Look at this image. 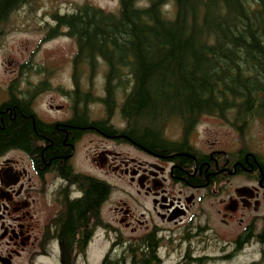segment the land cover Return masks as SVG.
Masks as SVG:
<instances>
[{"label": "trees", "instance_id": "obj_1", "mask_svg": "<svg viewBox=\"0 0 264 264\" xmlns=\"http://www.w3.org/2000/svg\"><path fill=\"white\" fill-rule=\"evenodd\" d=\"M29 1L0 0V24ZM139 1L119 0L117 14L88 4L55 14V27L47 39L63 28L76 43L75 65H91L92 70L100 64L106 67L104 97L91 100L77 92L75 104L82 107L77 112L98 101L106 114L118 111L126 129L114 132L93 121L92 128L106 134L113 131L112 135L121 136L117 140L155 153L178 149L176 169L190 175L192 152L164 138L167 124L193 128L201 118L215 116L244 128L255 119L264 121V0H147L138 5ZM168 3L173 6L169 18L162 9ZM28 104L11 98L0 105V154L10 147L25 150L35 162L43 159L61 173L58 162L66 163L73 140L88 126L87 120L81 114L60 126L46 125ZM247 162L264 170V159L258 156ZM197 171L190 178L193 183L198 182ZM63 172L71 178L69 167L64 166ZM76 178L73 184L81 198L64 214L59 238L68 246L78 244L81 255L95 229L103 227L100 209L111 189L94 178ZM152 241L148 238L151 246ZM136 256V250L128 259L122 254L109 260L107 254L101 264L150 261ZM252 264H264V252Z\"/></svg>", "mask_w": 264, "mask_h": 264}, {"label": "flooded vegetation", "instance_id": "obj_2", "mask_svg": "<svg viewBox=\"0 0 264 264\" xmlns=\"http://www.w3.org/2000/svg\"><path fill=\"white\" fill-rule=\"evenodd\" d=\"M25 66L21 65L18 72L15 67L13 71L20 77ZM72 71V90L64 93L71 100V110L65 105L57 106L59 110L48 105L52 112L49 115L56 117L39 118L36 114L43 123L52 126L68 123L81 114L87 120L88 126L73 140L66 163L58 162L61 173L43 159L40 163L44 165L39 166V161L35 162L33 155L25 150L10 147L0 154V264H15L24 255L29 264H36L34 259L41 256L51 257L58 264H76L80 258L79 245H66L60 240L59 231L68 207L81 198V191L73 184L77 175L93 177L77 171L73 164L78 142L89 138L91 144L92 136L131 147L142 155L134 157L100 149L92 159V148L84 155L91 167L94 162L102 172L125 178L129 187H135L134 202L138 212L134 214L127 201H119L112 209L116 225L106 222L107 228L117 231L111 252L121 245L127 259L136 250L137 260L142 256L150 260L148 264H163L174 253L178 256L172 264H212L230 263L248 250L256 252L258 259L240 264L256 263L264 252V170H256L247 159L255 156L264 159V150L259 152L242 145L227 149L225 131H213L207 123L218 122L238 136H242L244 126L233 121L226 123L217 116L203 117L193 128L169 123L177 132L164 138L170 143L185 145L192 152L193 172L186 175L176 169L179 164L175 159L181 156L175 152L178 149L160 154L130 141L117 140L121 136L112 134L125 130L126 123L123 127L113 124L111 119L115 112L111 115L104 112V118L99 120L92 119V113L87 111L78 114L76 93L88 95L91 100L92 95L78 88L74 63ZM44 87L47 88L45 84ZM11 98L26 100L31 108L26 94L17 91L15 81L0 89V105ZM92 121L114 132L106 134L100 128H92ZM203 126L206 129L199 132L198 128ZM165 132L166 129L163 135ZM64 166L69 167L71 178L62 174ZM196 168L199 169L198 182L193 183L190 178ZM211 214L223 227L221 231L212 226ZM119 229H125L129 235L123 237L118 234ZM225 230H229V234H225ZM150 237L152 246L148 243ZM90 242L86 243L85 250Z\"/></svg>", "mask_w": 264, "mask_h": 264}, {"label": "rangeland", "instance_id": "obj_3", "mask_svg": "<svg viewBox=\"0 0 264 264\" xmlns=\"http://www.w3.org/2000/svg\"><path fill=\"white\" fill-rule=\"evenodd\" d=\"M147 0H141L138 5L146 3ZM88 4L100 8L104 12L117 14L119 0H30L27 4L11 13L8 18L0 24V89L3 90L10 81H15L17 91L26 94L30 100L32 111L39 118L56 117L49 110L48 105H53L57 110L59 105H65L67 110H71V100L64 96V93L71 89V75L73 56L77 52L76 43L72 38L65 36L64 29L59 28L58 35L47 39L52 27H55L53 15L66 14L74 12L77 7ZM166 17H172L173 6L168 3L162 7ZM27 63V64H26ZM26 64L25 68L18 71L21 65ZM16 67V73L13 71ZM105 73L106 67L102 64L95 67L81 65L78 67L75 79L78 82V88L82 92H88L92 97H104L105 91ZM44 84L47 88L44 87ZM119 102L122 98L118 99ZM82 107L79 106L78 110ZM86 111L92 113V119L99 120L104 118V106L98 101L90 103ZM111 121L118 127H123L121 114L116 113ZM60 117V116H58ZM207 126L213 131H225V141L229 143L227 149L242 145L255 151L264 150V123L255 119L244 128L242 136H238L226 128L219 125L218 122L209 121ZM199 127L198 131L206 128ZM164 136L167 138L176 133L174 126L167 124L164 128ZM163 131V132H164ZM80 143V144H79ZM92 159L100 149H106L117 153H128L130 156L142 157L135 149L119 145V143L105 141L96 136H92V143L89 138H84L78 142V152L73 164L77 171L91 174L107 182L110 185L111 192L100 210V220L103 227L95 229L88 248L81 253V257L76 264H101L105 254L111 253L110 257H120L123 254L120 245L114 249L108 250L110 245L116 240L117 231L108 228V232L103 228L106 226L103 222H109L116 225L115 214L112 209L119 201H127L131 204L134 214L138 212L134 199L135 187H129L125 178H119L110 172H102L98 166L92 162V167L85 159V154L91 152ZM211 224L220 231L223 229L219 225L217 217L211 214ZM229 230H225V234ZM118 234L123 237L128 236L129 232L125 229H119ZM167 242V240H166ZM164 247V246H163ZM184 249V247L182 248ZM177 253L170 255L163 264H172ZM259 255L246 251L245 255L239 259L229 262H218L212 264H240L256 261ZM36 264H58L51 257L41 256L34 259ZM55 262V263H54ZM15 264H29L28 257L24 255L21 259L15 261Z\"/></svg>", "mask_w": 264, "mask_h": 264}]
</instances>
